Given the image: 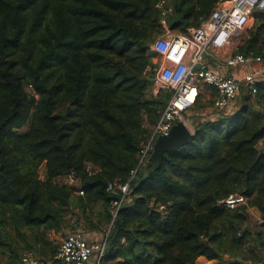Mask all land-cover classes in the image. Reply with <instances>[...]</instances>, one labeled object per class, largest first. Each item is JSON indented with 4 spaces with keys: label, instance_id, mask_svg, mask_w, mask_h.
I'll list each match as a JSON object with an SVG mask.
<instances>
[{
    "label": "trees",
    "instance_id": "obj_1",
    "mask_svg": "<svg viewBox=\"0 0 264 264\" xmlns=\"http://www.w3.org/2000/svg\"><path fill=\"white\" fill-rule=\"evenodd\" d=\"M223 1L0 0L5 264L26 254L56 264L49 234L65 231L107 236L99 264L264 260V82L211 120L198 115L209 105L199 94L184 114L190 139L150 174L138 169L114 218L120 196L107 189L128 182L170 98L151 93L161 22L187 34ZM253 19L232 55L264 57V12ZM230 196L246 201L226 208Z\"/></svg>",
    "mask_w": 264,
    "mask_h": 264
},
{
    "label": "built area",
    "instance_id": "obj_2",
    "mask_svg": "<svg viewBox=\"0 0 264 264\" xmlns=\"http://www.w3.org/2000/svg\"><path fill=\"white\" fill-rule=\"evenodd\" d=\"M264 12V0H228L217 3L208 18L202 20L197 28L189 29L187 34L169 32L162 21L165 31L152 45L158 64L154 68L151 93L169 90L170 98L152 129L151 135L139 150V159L135 169L130 171L125 184L118 181L110 183L108 191L120 197L112 202L114 218L127 199L129 184L138 169L145 165L155 140L167 136L171 127L181 121L187 125L184 114L193 108L201 88L206 86L215 91L212 110L217 116L229 111L240 95L248 89L251 94L264 82V57L229 55L225 61L226 69L242 71V77L219 72L206 61L209 53H218L240 41L255 13ZM75 179H66L74 183ZM82 195L83 192L79 191ZM243 196H230L222 202L226 208H234L245 203ZM106 237L100 242H90L81 231L69 232L63 237L53 261L56 264H99L104 256ZM20 264H42L32 254L22 256ZM258 264H264V260Z\"/></svg>",
    "mask_w": 264,
    "mask_h": 264
},
{
    "label": "crops",
    "instance_id": "obj_3",
    "mask_svg": "<svg viewBox=\"0 0 264 264\" xmlns=\"http://www.w3.org/2000/svg\"><path fill=\"white\" fill-rule=\"evenodd\" d=\"M254 22V19L252 18L251 21L249 22L248 24V27L247 29H249L252 24ZM240 44V41H237L235 42L231 47L229 48H226L224 50H221L220 52L218 53H209L206 57V61L210 64L211 67L215 68L216 70H218L219 72H223V73H227V74H231V75H234L238 78H241L242 77V71H238V70H228L225 68L224 66V61L225 59L231 55L235 49L236 46H238ZM154 64H158V61L157 60H154L153 61ZM156 66V65H155ZM215 91H213L212 89L204 86L201 88V91H200V102L202 104H206V103H209V105H207L205 108L199 110V116L203 119H214L215 118V114L212 110V103H213V100L215 98ZM252 214L254 213V215H257V212L254 211V212H251ZM202 261H206L208 263H211V262H214L216 263L215 261H207L205 258L203 257H200L198 260H197V263H200ZM43 264V263H42ZM46 264H51L50 262H47Z\"/></svg>",
    "mask_w": 264,
    "mask_h": 264
},
{
    "label": "water",
    "instance_id": "obj_4",
    "mask_svg": "<svg viewBox=\"0 0 264 264\" xmlns=\"http://www.w3.org/2000/svg\"><path fill=\"white\" fill-rule=\"evenodd\" d=\"M191 135L189 127L179 121L171 127L167 136L158 137L146 162L148 173L150 174L159 166L160 159L165 153L178 150L190 139Z\"/></svg>",
    "mask_w": 264,
    "mask_h": 264
},
{
    "label": "rangeland",
    "instance_id": "obj_5",
    "mask_svg": "<svg viewBox=\"0 0 264 264\" xmlns=\"http://www.w3.org/2000/svg\"><path fill=\"white\" fill-rule=\"evenodd\" d=\"M237 103H238V97H237V99L234 102L233 109L235 108V106H236ZM190 116H192V114H190ZM187 126H188V124H187ZM24 130H25V128H23L21 131H24ZM39 174H40L41 177L43 176V167L40 169ZM59 183H65V181L63 179H61V180H59ZM251 212H254V210H252V209L250 210V215H251V218L253 220H255L257 218V215H254V213L252 214ZM65 232L66 233H64L63 235H61V234H54V233L51 232L49 234V238H50L52 244L58 246L60 244L61 240L63 239V237L68 233V231H65ZM6 261H7V258L6 257H4V256L0 257V264H5ZM198 264H217V263H214V262L208 263L206 261H202V262H200Z\"/></svg>",
    "mask_w": 264,
    "mask_h": 264
}]
</instances>
